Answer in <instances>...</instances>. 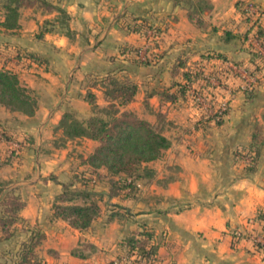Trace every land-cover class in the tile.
I'll use <instances>...</instances> for the list:
<instances>
[{
    "label": "crops",
    "instance_id": "crops-1",
    "mask_svg": "<svg viewBox=\"0 0 264 264\" xmlns=\"http://www.w3.org/2000/svg\"><path fill=\"white\" fill-rule=\"evenodd\" d=\"M23 1L25 4L17 8L16 26L0 25V68L9 69L11 65L27 75L31 69L20 68L23 63L11 62L7 57L23 52L42 57L40 54L47 53L48 48L69 55L80 53L82 57L93 51L87 42L90 35L98 48L110 50L114 45L139 46L146 39L153 40L147 54L158 55L149 64L133 63L131 55L121 53L112 63H123L116 70L137 86L133 99L123 109L151 124L156 121L155 113L160 112L166 122L162 134L170 141L157 159L146 164L152 176L137 180L140 187L129 197L109 198L104 186H94L103 190L95 188L98 193L91 197L97 199L99 210L87 227L75 228L67 219L54 216L52 206L72 203L57 201L56 197L61 184L79 186L75 181L77 171L54 147L50 151L49 145H53L56 131L60 132L55 126L62 112L76 111L73 106L86 104L83 95L71 93L70 82L60 92L61 74L57 73L52 85L43 81L25 85L40 92L33 115L0 105V120L11 135L8 140L21 141L17 156L0 157V182L5 183L1 193L15 195L21 202L17 218L43 233L34 248L37 258L44 264H108L123 254L119 244L122 238L145 229L152 234L150 243L156 246L157 259L151 264H264V146L249 174L244 171L246 160L233 156L249 144L255 125L264 139V67L257 69L262 79L250 96L235 92L229 98L220 89L212 91V108L223 101L229 106L220 124L207 119L211 108H196L187 97L168 101L157 94L163 89L174 92L176 84L183 81L182 68L176 65L181 58L190 64L203 56L217 55L253 67L243 42L246 24L236 9L238 0H209L211 8L201 15L200 25L186 17L180 1L123 0L121 13L127 10L134 22L145 19L147 24L159 27L161 32L156 38L148 35L149 30L127 33L114 24L116 18L111 26H104L111 21L101 11L107 0ZM158 1L161 5L154 7ZM248 1L264 7V0ZM8 2L0 0V22ZM59 12L65 15L64 28H58ZM44 24L49 28L39 30ZM113 32L120 42L109 43ZM238 83L236 78L227 80L231 87ZM91 90L101 94L97 88ZM82 140L92 144L88 155L97 145L88 138L68 139L56 147ZM7 143L0 142V153L7 152ZM82 166L89 171L85 163L78 164V170ZM96 172L106 173L103 168ZM73 203L81 204L82 200ZM12 235L5 237L0 232V252L13 247ZM14 253L9 254L7 262L0 259L1 264H14Z\"/></svg>",
    "mask_w": 264,
    "mask_h": 264
},
{
    "label": "trees",
    "instance_id": "trees-1",
    "mask_svg": "<svg viewBox=\"0 0 264 264\" xmlns=\"http://www.w3.org/2000/svg\"><path fill=\"white\" fill-rule=\"evenodd\" d=\"M8 1V4H5V17L0 25L5 28H13L16 26L17 8L25 3L23 0ZM173 1H180L186 12V17L197 25L202 24L201 15L207 13L211 8L209 0ZM246 3L245 0H238L235 6L240 16H243V20L247 23L250 17L245 15L244 6ZM261 7L264 11V7ZM134 23L135 25L131 29L132 32L142 34L147 30H151L154 37L161 32L159 27L147 24L145 19ZM251 26L249 24L244 30L243 39L250 31ZM255 32L257 37L264 38V33L260 27H257ZM125 48L121 51V54L131 55V61L141 65L149 64L158 55L149 53L143 59H139L136 56L137 49L131 52L130 49ZM246 48L251 55V60H253V67L247 68L257 71L259 68L257 54L249 47L246 46ZM224 60V57L217 55H206L190 64L186 63V58L178 59L176 65L182 68L183 81L176 84L174 92L163 89L157 94L168 101H173L177 97L188 98L187 90L191 83L203 78L205 70H208L209 75H219L221 70L218 71L216 67L220 61ZM215 61L219 62L215 63ZM224 72L228 74L227 70H224ZM102 76L97 87H99L102 98L106 101L105 106L96 107L94 103L95 96L88 90L84 99L91 106L97 108L96 112L84 120H78L73 112L65 111L60 116L57 127L60 130V136L64 140L88 138L97 142V145L83 162L88 165L89 174L103 168L110 177H116L114 181H111L112 183L107 191L109 198L114 195H121L125 198L136 190L137 180L152 176L153 171L146 164L157 159L162 151L169 146L170 141L162 134L166 122L160 112L155 113L156 121L151 124L139 118L134 112L123 109L133 99L136 92L137 86L134 82L127 77L118 79L108 73H104ZM261 79L262 77L259 74V80ZM236 88L237 85L232 87L233 90ZM252 90H244L242 93L245 96H250ZM0 105L9 111L26 116L33 115L36 108V100L31 95V90L23 85L13 72L3 68H0ZM227 111L228 107L220 113H212L207 116V119L212 120L215 124H220ZM2 133L5 134L1 130ZM262 146H264V139L260 135L259 127L255 125L251 132L249 144L236 150L233 154L235 158L246 160L245 174L254 171ZM82 175H84V172L79 176L75 175V181L79 186H72V183L61 184V192L56 197L57 201L72 203L67 205L54 203L52 206L54 216L67 219L69 224L75 228L87 227L92 217L99 210L97 203L94 199H91L95 195L93 181ZM114 184H117L116 189L112 186ZM4 185L5 183L0 182V232L8 237L11 235L9 233L10 227L17 219L16 212L21 207V202L9 191L1 193ZM78 199L82 200L81 204L73 203ZM28 233V238L20 243L21 248L18 252L16 264H44L34 252L35 246L43 239V233L36 227L35 229H29ZM151 237L152 234L149 231L142 229L135 236L122 238L119 244L123 247L125 253L135 254L146 262L152 263L157 259V252L156 246L150 243Z\"/></svg>",
    "mask_w": 264,
    "mask_h": 264
},
{
    "label": "rangeland",
    "instance_id": "rangeland-1",
    "mask_svg": "<svg viewBox=\"0 0 264 264\" xmlns=\"http://www.w3.org/2000/svg\"><path fill=\"white\" fill-rule=\"evenodd\" d=\"M139 1V0H138ZM162 3V2H161ZM105 5L101 8V11L104 13V17H106V19H111V21H107L106 23H104V26H111V24L113 23V19L116 18V21L114 22L115 25H117V27L119 26L121 29H123L125 32L130 33L132 27H134L133 25H135V23L133 22V18L131 16H129V12H127V10H124L123 13H121V10L123 8V0H107L106 3H104ZM159 4L154 2V7H157ZM151 7V6H150ZM57 24L59 25L58 28H64L62 27V24H64L63 22L65 21V15H63L62 12H59L57 14ZM241 17V16H240ZM241 22L246 24V22L242 19L241 17ZM48 25L44 24L42 25V28L40 29H48L49 27H46ZM103 26V27H104ZM102 27V28H103ZM247 27V24H246ZM114 34L117 35V33L113 32V36H110V40L109 43H118L120 42L119 40V35L114 36ZM121 38V37H120ZM153 40L150 39H146L141 45H137V46H133V44H127L125 46H121V45H114V48L112 50L106 48L103 49L100 47H97V43H96V39L95 37L93 38L92 35H90L89 40H87L88 44H89V48H93V51L89 52V53H85L82 57L81 54H71L72 57H69L71 55H69L66 51L62 52V53H57V52H53L51 51L49 48L45 51L47 53L44 54H40L41 56H37L36 54L32 53V52H23V53H16L14 55L11 56H6L9 61H13V62H20L23 63L21 65L20 68H25V70L27 69H31V71H27V75H22L21 71H19L18 69L15 70L14 67H12L11 65H9V69H7L8 71L13 72L19 79V81L23 84V85H27V83H38V82H46V84H53L52 82H54L55 80L53 79V77L57 74L60 73L61 76L59 79L60 82V86H59V91H62V88L64 87V85L68 82L71 83V85L69 86V89H71V93H78L80 96L83 95V100L86 102V104H82L83 106H73L75 107V110L70 109V112H73L74 116L78 119V120H84L88 117H90L92 114H94L97 110V108L91 106L89 103H87V101L84 99L85 93L86 91H92V88H99L97 87V85L100 83V79L103 77L102 75L104 73H108L109 75H113L114 77L118 78V79H122L123 74H120L118 72V70H116L117 68H119L121 65H123V63L121 62H116L117 65L115 66V64H113L112 62H114V58H117V54H120L122 50H124V47H126L125 49H130L129 51L133 52L135 49H139L140 47H142L143 45H147L149 48L151 46ZM78 47H80V44L77 45ZM148 48V49H149ZM147 49V53L148 50ZM76 52V50H74ZM145 56V55H144ZM58 59V60H57ZM55 60L58 61V63H55ZM56 61V62H57ZM62 67L61 70L58 68L59 65ZM58 66V67H57ZM78 68V70H77ZM52 81V82H51ZM43 87H47L45 84L43 85ZM43 88V89H44ZM31 95L35 98L36 100V106H37V97H39V90L36 89H31ZM220 89V88H219ZM221 90V89H220ZM223 91V90H222ZM39 92V93H38ZM225 92V91H224ZM95 95H98V97L95 96L94 98V103L96 105V107H104L105 104L104 102L100 99V97H102V94H96V92H92ZM227 107H229L227 105ZM79 110V111H78ZM66 110H64L63 112H65ZM82 111V112H81ZM62 112V113H63ZM62 115V114H61ZM17 121V120H16ZM58 125V121L56 123L55 129H59L57 127ZM6 129H8L7 125L4 122H1L0 120V131H4L5 134H1V137L4 140H8V138L11 136L10 134H8L6 132ZM6 133L9 135L7 136ZM2 139V140H3ZM20 143L19 140H16ZM54 143L53 145H49V150H52V147H54L55 151H58L59 153H61V155H64L67 160L69 162H71V169L73 171H77V176L81 175V173L85 172L86 177L91 179L93 181V187L94 186H100V187H105L106 190L108 191L110 184L112 183V179L109 178L107 173H103V172H95L92 174H89V171L84 170V166H82V168L80 170H78V164L83 163L84 164V159L87 156L88 151L91 150L92 148V144L91 142L88 141H76V142H70L67 144L66 147L64 148H60V147H56V146H60L62 142H65V140L60 136V132L56 131V134L54 135V139H53ZM51 147V148H50ZM8 150V149H7ZM20 151V149H19ZM18 151V152H19ZM1 152V151H0ZM17 154H15L14 156H17ZM2 156L3 159L5 158H11L13 155L12 154H7V152L5 153H0V157ZM85 157V158H84ZM1 158V159H2ZM2 159V160H3ZM84 167V168H83ZM90 175V176H89ZM115 180V179H114ZM113 180V181H114ZM114 183V182H113ZM138 183V182H136ZM137 185V184H136ZM115 189L117 184L112 185ZM140 186H136V189H138ZM96 187H94L95 189ZM98 191H103L100 190L99 188H96ZM94 190L95 193H98L97 190ZM100 198V197H99ZM94 201L96 202L97 199H95V197H93ZM102 204H106V203H102ZM14 228L13 231H9V233H11V235L13 236L12 238L15 240L13 244V247L11 248H5L3 249L0 254V259L4 260L5 262H7L10 258H9V254L14 253L15 258L13 260V263L16 264V261L18 260V252L20 247L19 241H22L23 239L26 240L28 238V230L29 229H35V226L29 224V223H25L21 220H19L18 218L14 221ZM11 229V227H10ZM22 239V240H21ZM10 249L12 252H10ZM7 251V252H6ZM123 254H127L125 252H123ZM129 255V253L127 254ZM118 258V256L116 257ZM1 264V262H0Z\"/></svg>",
    "mask_w": 264,
    "mask_h": 264
},
{
    "label": "built area",
    "instance_id": "built-area-1",
    "mask_svg": "<svg viewBox=\"0 0 264 264\" xmlns=\"http://www.w3.org/2000/svg\"><path fill=\"white\" fill-rule=\"evenodd\" d=\"M246 1V0H245ZM245 15L250 17L249 22H247V26L250 24L251 29L246 34L243 39L244 44L249 47L253 52L257 54V59L259 66L261 68L264 67V38L256 36V29L260 27L264 33V11L261 6L250 2L247 0L246 5L244 6ZM243 19V16H241ZM148 35L154 37L152 31H148ZM155 36L154 38H156ZM149 47L147 45H143L136 51V56L139 59H143L144 55L147 54V49ZM2 52L0 51V56ZM221 73L217 76H212L208 74V70L203 72L204 77L193 82V85H190L187 90L188 99L191 102L192 106L208 110L211 108V113H220L227 107V102L223 101L218 103L216 106L212 108L213 104V93L212 91L217 88L226 92L229 98L233 96L235 92H242L244 90L253 89V87L259 81V74L255 69H248L243 65H238L232 60H224L220 61L216 67ZM224 70L228 71V74L224 72ZM238 79L239 83L237 84V88L235 90L232 89L230 85L227 84V80L229 79ZM0 142H8V150L7 154L15 155L18 153L20 149V143L18 141H9L2 140L1 131H0ZM128 254V253H127ZM121 254L118 258L111 261L110 264H151L146 262L140 256L135 254Z\"/></svg>",
    "mask_w": 264,
    "mask_h": 264
}]
</instances>
